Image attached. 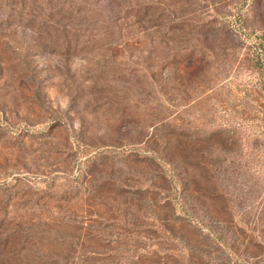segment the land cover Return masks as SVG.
<instances>
[{
	"label": "rangeland",
	"instance_id": "obj_1",
	"mask_svg": "<svg viewBox=\"0 0 264 264\" xmlns=\"http://www.w3.org/2000/svg\"><path fill=\"white\" fill-rule=\"evenodd\" d=\"M259 42L264 0H0V264H264Z\"/></svg>",
	"mask_w": 264,
	"mask_h": 264
},
{
	"label": "trees",
	"instance_id": "obj_2",
	"mask_svg": "<svg viewBox=\"0 0 264 264\" xmlns=\"http://www.w3.org/2000/svg\"><path fill=\"white\" fill-rule=\"evenodd\" d=\"M254 53L256 56L263 55L264 54V44L261 42L256 43V45H254Z\"/></svg>",
	"mask_w": 264,
	"mask_h": 264
}]
</instances>
